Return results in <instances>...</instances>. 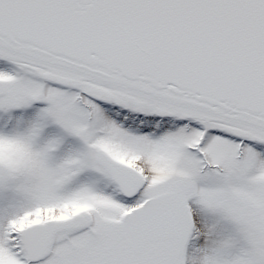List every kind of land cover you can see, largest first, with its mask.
Returning <instances> with one entry per match:
<instances>
[{
  "label": "snow or ice",
  "instance_id": "obj_1",
  "mask_svg": "<svg viewBox=\"0 0 264 264\" xmlns=\"http://www.w3.org/2000/svg\"><path fill=\"white\" fill-rule=\"evenodd\" d=\"M0 264H264V0H0Z\"/></svg>",
  "mask_w": 264,
  "mask_h": 264
}]
</instances>
